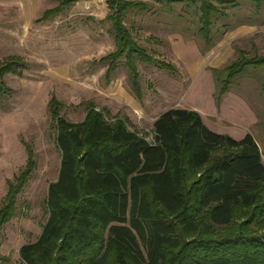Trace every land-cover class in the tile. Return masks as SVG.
Listing matches in <instances>:
<instances>
[{
	"label": "trees",
	"instance_id": "1",
	"mask_svg": "<svg viewBox=\"0 0 264 264\" xmlns=\"http://www.w3.org/2000/svg\"><path fill=\"white\" fill-rule=\"evenodd\" d=\"M79 1L84 0H63L40 20ZM164 1L193 8L207 48L225 8L264 5V0ZM106 3L116 46L101 59L108 65L106 79L124 59L131 87L142 100L138 62L171 72L176 67L149 55L127 27L128 13L143 8L141 1ZM236 54L212 69L218 104L247 69L264 68V55L239 47ZM20 65L18 56L0 63V95L9 91L4 76L17 73ZM49 107L60 169L48 188L49 216L40 236L20 247L24 264H264V163L250 133L237 140L210 129L196 110L171 108L155 120L149 141L94 107L80 122L60 115L55 96ZM27 150L25 168L16 184L9 182L0 227L13 216L16 195L34 169L33 152Z\"/></svg>",
	"mask_w": 264,
	"mask_h": 264
},
{
	"label": "rangeland",
	"instance_id": "2",
	"mask_svg": "<svg viewBox=\"0 0 264 264\" xmlns=\"http://www.w3.org/2000/svg\"><path fill=\"white\" fill-rule=\"evenodd\" d=\"M62 1L0 0V63L9 56L22 61L17 73L4 76L9 91L0 95V209L9 182L16 184L26 166L27 148L35 163L16 195L13 216L0 227V264H24L20 247L38 239L49 216L48 188L58 177L61 160L49 107L54 96L62 105L60 115L69 121H83L94 107L106 120L122 119L149 141L163 112L193 109L215 132L237 140L250 133L264 163V68L247 69L220 104L212 72L234 60L237 47L264 55V5L257 9L240 2L225 8L207 48L198 35L195 11L183 1L138 0L144 7L128 13L127 27L149 55L177 70L138 62L139 100L124 59L106 79L108 65L101 59L116 50L106 0L72 3L40 20Z\"/></svg>",
	"mask_w": 264,
	"mask_h": 264
}]
</instances>
